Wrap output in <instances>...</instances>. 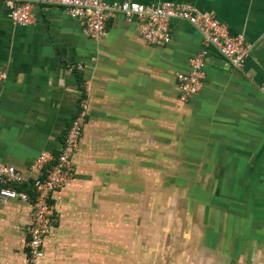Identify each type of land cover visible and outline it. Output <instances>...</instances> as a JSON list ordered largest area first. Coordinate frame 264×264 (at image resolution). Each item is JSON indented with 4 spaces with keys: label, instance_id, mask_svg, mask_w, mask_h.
<instances>
[{
    "label": "crops",
    "instance_id": "obj_1",
    "mask_svg": "<svg viewBox=\"0 0 264 264\" xmlns=\"http://www.w3.org/2000/svg\"><path fill=\"white\" fill-rule=\"evenodd\" d=\"M133 1H188L214 12L231 34L246 37L249 55L237 69L212 51L202 90L184 102L176 74L188 73L203 49L201 33L188 21H174L171 42L156 46L143 40L137 23L117 15L94 41L59 7L35 5L33 22L21 27L0 0V163L42 176L47 167L32 166L44 151L61 150L88 97L85 84L90 90L74 176L51 195L54 216L40 264H164L163 253H155L160 244L152 247L148 237L143 243L139 234L134 241L133 230L146 209L149 216L151 200L139 187L161 185L168 170L208 171L201 177L235 199L232 216L253 217L251 228L246 220L237 226L242 237L232 245L239 254L244 233L264 234V0ZM18 188L32 197L30 182ZM138 203L143 208L136 212ZM31 212L30 200L0 204V264H25Z\"/></svg>",
    "mask_w": 264,
    "mask_h": 264
},
{
    "label": "built area",
    "instance_id": "obj_2",
    "mask_svg": "<svg viewBox=\"0 0 264 264\" xmlns=\"http://www.w3.org/2000/svg\"><path fill=\"white\" fill-rule=\"evenodd\" d=\"M9 7L13 24L27 27L34 20L35 5L55 6L73 19L81 21L83 32L91 40H101L107 33L110 19L121 15L139 26L140 35L148 44L165 46L172 40V24L185 20L194 25L203 38V49L190 60L188 73H177L181 101H190L204 85L205 66L212 51H216L230 66L240 69L249 55L251 44L243 34H231L214 12H204L188 1H158L139 4L133 0L109 4L104 0H3ZM264 95V82L260 86ZM87 99V98H86ZM82 99L58 153L44 151L32 169L47 167L42 176L31 178L16 168L0 163V204L11 200L32 204L30 222L25 227V264H40L44 256L43 243L50 233L54 216L51 195L74 176L73 157L78 150L88 119L89 101ZM33 195L18 186L29 183Z\"/></svg>",
    "mask_w": 264,
    "mask_h": 264
},
{
    "label": "rangeland",
    "instance_id": "obj_3",
    "mask_svg": "<svg viewBox=\"0 0 264 264\" xmlns=\"http://www.w3.org/2000/svg\"><path fill=\"white\" fill-rule=\"evenodd\" d=\"M85 85L88 93L86 100L89 101V84ZM207 172L198 168L168 170L161 185L139 187L151 201L149 216H146V209L145 218L134 222V241L139 234L140 240L141 237L145 238L143 243L148 241V237L152 247L160 244L161 251L155 253H163L164 264H183L178 261L188 258H214L219 259L222 264H232L231 260L235 258L236 264L239 259L247 264H264V234L244 233L245 249L240 254L237 246L232 245L242 235L235 233L237 226L246 220V228H251L254 224L253 217L234 218V198L210 177H201V174ZM173 174L179 179H173ZM157 176L159 177L158 174ZM142 208V204H136V212L142 211ZM210 228L215 229L214 233ZM254 243H257L256 247Z\"/></svg>",
    "mask_w": 264,
    "mask_h": 264
}]
</instances>
